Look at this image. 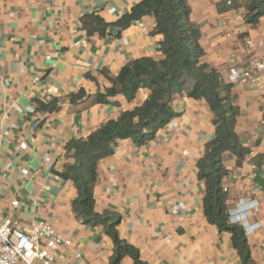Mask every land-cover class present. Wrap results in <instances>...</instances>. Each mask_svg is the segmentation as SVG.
Wrapping results in <instances>:
<instances>
[{"label":"crops","instance_id":"0c3cea01","mask_svg":"<svg viewBox=\"0 0 264 264\" xmlns=\"http://www.w3.org/2000/svg\"><path fill=\"white\" fill-rule=\"evenodd\" d=\"M141 0H0V216L29 232L46 223L70 241L54 253L51 264H109L112 242L102 226L77 219L72 201L76 191L57 175L65 163V146L148 96L138 90L117 105L96 102L121 68L138 58L160 60V35H151L155 21L145 16L120 32L88 36L80 17L98 14L117 21ZM189 20L200 28V61L220 74L264 58V50L248 49L243 38L264 39V15L256 25L245 23L247 0H186ZM191 83H188V88ZM85 98L77 104L70 95ZM239 108L235 132L250 154L240 167L229 153L222 156L228 170L229 220L245 205L251 231H246L255 264H264V79L262 84H232ZM57 99L52 114L36 110L37 102ZM28 108L35 111L28 112ZM175 116L142 146L118 141L112 155L100 160L93 188L94 210L120 216L117 232L136 248L145 264H241L230 234L208 223L202 209L204 183L197 161L214 136L213 114L204 100L186 92L172 103ZM240 200L243 205H240ZM180 203L177 214L172 208ZM121 264H134L125 257Z\"/></svg>","mask_w":264,"mask_h":264},{"label":"trees","instance_id":"16d2710c","mask_svg":"<svg viewBox=\"0 0 264 264\" xmlns=\"http://www.w3.org/2000/svg\"><path fill=\"white\" fill-rule=\"evenodd\" d=\"M245 23L257 24L264 15V0H247ZM190 7L186 0H141L117 21L107 23L98 14L80 17L81 29L88 36L97 33L104 36L110 28L120 32L145 16L154 18L151 35H160L157 51L160 60L141 57L125 64L119 74L112 78L105 72L109 86L98 93L96 102L117 105V96L131 102L138 90H147L145 101L124 111L116 120H110L92 131L84 139H72L65 146V163L57 173L70 181L76 191L72 209L83 224L102 226L112 242L109 264H121L125 257L134 264H145L133 246L120 239L117 226L120 216L94 210L93 188L97 177L98 162L114 152L118 141L129 139L137 146L152 140L156 132L172 121L175 116L172 103L183 92L195 100H204L213 114L214 136L205 144L202 157L197 161V176L204 183L202 209L208 223L220 233L230 234L231 244L241 264H255L244 229L229 222V190L224 192L223 180L228 170L222 156L229 153L240 167L250 154L235 132L239 108L234 102L230 83H224L216 69L202 63L204 55L200 46V28L189 20ZM188 83H191L188 88ZM77 104L84 100L85 93L70 95ZM60 109L57 99L48 103L37 102L36 110L52 114ZM264 160L262 155L252 157V162Z\"/></svg>","mask_w":264,"mask_h":264},{"label":"built area","instance_id":"2783aa9c","mask_svg":"<svg viewBox=\"0 0 264 264\" xmlns=\"http://www.w3.org/2000/svg\"><path fill=\"white\" fill-rule=\"evenodd\" d=\"M243 42L248 49L264 50V39L252 41L243 38ZM264 79V58L261 60H252L244 67L232 66L228 69V82L250 83L260 85ZM35 110L28 108L29 113ZM171 123V122H170ZM168 125V124H167ZM224 192L228 191L227 187L223 188ZM240 200V205H243ZM183 210V206L177 203L173 206V213ZM236 210L235 218L231 223L238 224L249 231L247 215L252 208H245V205ZM70 241L63 238L57 233L52 226L46 223H39L29 232H23L19 229L16 221L0 216V264H51L54 253L61 247H68Z\"/></svg>","mask_w":264,"mask_h":264},{"label":"clouds","instance_id":"9594fccd","mask_svg":"<svg viewBox=\"0 0 264 264\" xmlns=\"http://www.w3.org/2000/svg\"><path fill=\"white\" fill-rule=\"evenodd\" d=\"M230 217V216H229ZM229 222H230V220H229ZM247 222H248V220H247ZM231 223V222H230ZM233 224V223H232ZM235 224V223H234ZM242 227V226H241ZM243 229H244V227H242ZM244 231H245V234H246V231H248L247 229H244Z\"/></svg>","mask_w":264,"mask_h":264}]
</instances>
